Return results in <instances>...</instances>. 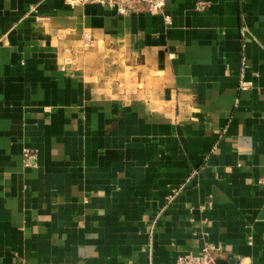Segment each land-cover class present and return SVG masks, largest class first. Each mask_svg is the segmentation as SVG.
<instances>
[{"label":"crops","instance_id":"crops-1","mask_svg":"<svg viewBox=\"0 0 264 264\" xmlns=\"http://www.w3.org/2000/svg\"><path fill=\"white\" fill-rule=\"evenodd\" d=\"M164 12L0 0V264H264V0Z\"/></svg>","mask_w":264,"mask_h":264},{"label":"built area","instance_id":"built-area-1","mask_svg":"<svg viewBox=\"0 0 264 264\" xmlns=\"http://www.w3.org/2000/svg\"><path fill=\"white\" fill-rule=\"evenodd\" d=\"M102 4L114 7L120 13L147 12L150 14H162L165 22L170 21L168 14L164 12L166 0H97ZM222 252V247L210 242L204 243L196 253H184L177 255L175 264H217L216 259Z\"/></svg>","mask_w":264,"mask_h":264},{"label":"water","instance_id":"water-1","mask_svg":"<svg viewBox=\"0 0 264 264\" xmlns=\"http://www.w3.org/2000/svg\"><path fill=\"white\" fill-rule=\"evenodd\" d=\"M233 261L234 260L232 258L229 260L230 263H233ZM216 262H217V264H227L226 261H224L223 259H220V258H217Z\"/></svg>","mask_w":264,"mask_h":264}]
</instances>
